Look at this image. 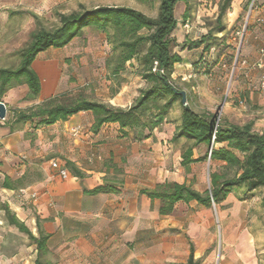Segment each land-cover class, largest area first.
Instances as JSON below:
<instances>
[{"label": "crops", "instance_id": "obj_1", "mask_svg": "<svg viewBox=\"0 0 264 264\" xmlns=\"http://www.w3.org/2000/svg\"><path fill=\"white\" fill-rule=\"evenodd\" d=\"M182 1L179 17L174 7L176 27L172 35L177 45L172 50L180 59L174 62L171 79H184L186 71L190 76L194 62L205 59L208 50L203 44L191 48L181 44L205 36L220 0ZM246 2L231 1L223 19L225 31L241 13L244 15ZM141 11L155 16L157 6L154 15ZM102 36V52L79 48L74 40L80 36L62 47L39 52L31 62L40 82L38 95L29 97L27 85L19 84L1 97L6 113L0 119V205L5 204L35 236L38 219L42 230L49 234L42 259L51 264H185L190 244L193 258L198 259L196 264H209L215 242L220 254L217 264H264V190L259 192L260 198L236 197L232 190L221 203L212 204L217 206L216 233L212 230V205L180 200L169 214L162 215L158 212L160 200H151L140 192L164 182L190 184L201 193L208 188L195 185L201 180L195 165L204 160L191 162L187 170L180 164L181 151L190 140L171 139L181 110L178 114L172 112L180 103H174L163 121L150 132L144 130L141 137L138 129L122 128L118 122H105L93 130L91 111H79L48 125H36L35 118L15 120V111H26L56 95L83 94L91 100L129 107L148 83L138 74L134 58L126 62L116 80L109 77L104 66L109 45L104 33ZM260 44L261 31L252 26L245 35L241 54L253 59ZM88 60L101 62V68H94ZM255 80L254 76L246 78L245 89L253 92ZM186 95L194 110L195 101ZM202 145L193 149L192 159L205 154L206 149L198 153ZM52 161L64 167L68 176L61 177L51 166ZM212 164L211 171L225 169L221 160H213ZM72 168L83 176H76ZM104 182L114 185L117 191H84ZM20 188L34 191L36 196L20 195ZM180 214L187 217L186 228L181 231L178 229L184 220H180ZM168 227L177 231L169 233ZM35 259V244L7 222L0 207V264H35Z\"/></svg>", "mask_w": 264, "mask_h": 264}, {"label": "trees", "instance_id": "obj_2", "mask_svg": "<svg viewBox=\"0 0 264 264\" xmlns=\"http://www.w3.org/2000/svg\"><path fill=\"white\" fill-rule=\"evenodd\" d=\"M178 0H157V13L150 16L141 10L128 5H96L91 8L81 7L68 13H57L58 24L47 29L39 27L30 33L27 44L17 51L19 64L15 67L0 66V100L6 91L19 84H26L28 92L33 97L38 95L40 82L31 62L36 55L48 47H62L74 37L80 36L85 27L94 28L104 33L109 45L104 66L109 77L116 80L124 70L126 62L135 59L137 72L148 86L139 90V95L127 108L113 106L108 103L88 99L83 94L76 96L59 95L30 107L26 111H15L16 121L36 119V125H48L57 120H65L79 111H91L94 116L93 130L105 122H118L120 127L138 129V136L143 131L150 132L165 118L174 103L181 104V113L172 140L184 137L190 140L180 154V164L185 170L196 160H221L227 172L213 170L209 167V186L202 193L192 188L190 184L164 182L153 188L142 189L151 200L159 199V214H169L177 201L195 200L205 206L221 203L227 194L237 188H244V197L254 195V190L264 188V134L252 128L251 121L244 124H234L218 119L211 111H194L188 103L185 93V104L181 103V88L173 84L171 73L174 62L180 58L173 53L177 45L172 35L176 27L174 7ZM232 0H220L215 19L209 22L210 28L205 36L196 41L181 44L183 48L196 47L203 44L208 50L214 41L226 37L224 17ZM221 32V36L217 33ZM153 61L157 62L158 71L151 70ZM162 70V72H159ZM203 144L206 152L203 156L192 159L193 149ZM222 145V146H220ZM234 151L241 154L239 157ZM210 152V154H209ZM72 172L83 176L77 168ZM87 193L116 192L117 188L107 182L102 183ZM264 205V194L262 196ZM4 210L7 222L17 227L36 246L35 264H51L42 259L46 252V241L49 234L44 232L36 219L37 236L20 221L5 204ZM189 254L185 264H196L193 258V246L190 244Z\"/></svg>", "mask_w": 264, "mask_h": 264}, {"label": "rangeland", "instance_id": "obj_3", "mask_svg": "<svg viewBox=\"0 0 264 264\" xmlns=\"http://www.w3.org/2000/svg\"><path fill=\"white\" fill-rule=\"evenodd\" d=\"M180 3L175 6V15L179 17ZM96 5H128L140 10H144L153 15L156 12L157 0H0V66L15 67L19 64L17 51L24 47L30 33L39 28H53L58 24L57 13H68L78 10L81 7L91 8ZM243 13L226 29V37L223 40H216L208 49L205 59L194 62L190 68V76L187 71L184 79L175 78L172 82L177 87L192 97L194 110L197 112L211 111L218 116V119L234 124H244L251 121L253 129L264 134V93L256 88L253 92L245 89L248 85L243 74L238 70H232L234 59V43L231 40V31L242 20ZM100 31L91 27H85L79 38L74 40L79 48H90L97 52H102L100 46L104 36ZM74 45V47H75ZM83 51V50H82ZM94 64V68H101L102 63L88 60ZM87 69H83L87 73ZM194 73V75L192 74ZM254 88V87H253ZM240 100L242 102H240ZM179 103V101H178ZM181 106H177L172 113H180ZM205 145L199 148L198 153L204 152ZM213 161L209 159L201 161L196 166V172L201 180L195 185L203 189L209 185V167L213 169ZM229 176L234 172L231 169H223ZM259 187L254 190L253 197L260 198ZM244 188H237L232 191L236 197H244ZM252 197V196H251ZM212 230L219 231V224L215 214V207L212 205ZM182 210V208H180ZM189 209L192 210V207ZM181 215V216H180ZM180 220H184L182 228L185 230L186 215L180 214ZM174 228H167V232L175 233ZM37 233V231H36ZM209 264H217L220 254L217 251V243H214ZM220 249V248H219ZM182 256L180 255V259ZM187 260L185 259V262Z\"/></svg>", "mask_w": 264, "mask_h": 264}, {"label": "built area", "instance_id": "obj_4", "mask_svg": "<svg viewBox=\"0 0 264 264\" xmlns=\"http://www.w3.org/2000/svg\"><path fill=\"white\" fill-rule=\"evenodd\" d=\"M252 26L260 29L261 44L255 49V57L248 59L241 54V49L245 35ZM231 40L235 48L232 70L240 71L245 78L254 76L256 80L252 83L253 87L258 91L264 92V1L247 0L241 22L231 31ZM151 70L153 72L158 71L156 61H153ZM159 72H162V70H159ZM240 102L242 101L240 100ZM51 166L58 169L61 177L65 178L68 176L67 170L64 167H60L57 161H52ZM18 194H28L30 197L36 196V192L28 191L26 188L18 189Z\"/></svg>", "mask_w": 264, "mask_h": 264}, {"label": "water", "instance_id": "obj_5", "mask_svg": "<svg viewBox=\"0 0 264 264\" xmlns=\"http://www.w3.org/2000/svg\"><path fill=\"white\" fill-rule=\"evenodd\" d=\"M181 93V103L182 104H185V93L183 90L180 91ZM29 97H32V94H28ZM5 113H6V107H5V104L4 102H0V119H4L5 117Z\"/></svg>", "mask_w": 264, "mask_h": 264}]
</instances>
